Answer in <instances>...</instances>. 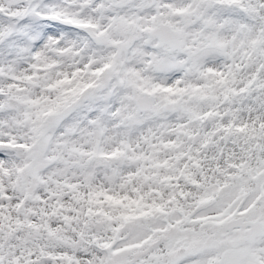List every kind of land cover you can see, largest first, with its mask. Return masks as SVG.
<instances>
[{
    "label": "snow or ice",
    "instance_id": "obj_1",
    "mask_svg": "<svg viewBox=\"0 0 264 264\" xmlns=\"http://www.w3.org/2000/svg\"><path fill=\"white\" fill-rule=\"evenodd\" d=\"M0 264H264V0H0Z\"/></svg>",
    "mask_w": 264,
    "mask_h": 264
}]
</instances>
